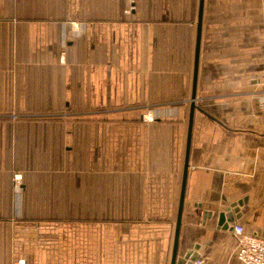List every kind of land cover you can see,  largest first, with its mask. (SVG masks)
<instances>
[{
	"label": "crops",
	"instance_id": "obj_1",
	"mask_svg": "<svg viewBox=\"0 0 264 264\" xmlns=\"http://www.w3.org/2000/svg\"><path fill=\"white\" fill-rule=\"evenodd\" d=\"M198 7L0 0V264H170ZM261 93L264 0H203L180 264L264 238Z\"/></svg>",
	"mask_w": 264,
	"mask_h": 264
},
{
	"label": "water",
	"instance_id": "obj_2",
	"mask_svg": "<svg viewBox=\"0 0 264 264\" xmlns=\"http://www.w3.org/2000/svg\"><path fill=\"white\" fill-rule=\"evenodd\" d=\"M202 11H203V0H199V7H198V19H197V35H196V47H195V58H194V70H193V82H192V93H191V101H190V109H189V118H188V132H187V140H186V150H185V161H184V170H183V178H182V185L180 191V198H179V205L177 210V217L175 223V231H174V240H173V247H172V255L170 264H180L177 258V246H178V237H179V229L181 223V214H182V206H183V198H184V188H185V180L187 174V167H188V154H189V145H190V134H191V126L193 121V113L195 109V88H196V79H197V68H198V57H199V46H200V35H201V22H202ZM241 203L240 201L232 202L230 207H234ZM235 212V209L233 210ZM233 211H226L220 214V220L222 219L225 222V227L233 225L234 218H233ZM197 256H189L186 255L183 259V262H190L191 260L195 259Z\"/></svg>",
	"mask_w": 264,
	"mask_h": 264
},
{
	"label": "built area",
	"instance_id": "obj_3",
	"mask_svg": "<svg viewBox=\"0 0 264 264\" xmlns=\"http://www.w3.org/2000/svg\"><path fill=\"white\" fill-rule=\"evenodd\" d=\"M260 104L264 107V93L259 96ZM19 175H15L18 180ZM233 235L237 241V258L243 264H264V238L247 232L241 224L232 225ZM15 264H24L23 260H18ZM184 264H210L201 257H196Z\"/></svg>",
	"mask_w": 264,
	"mask_h": 264
},
{
	"label": "rangeland",
	"instance_id": "obj_4",
	"mask_svg": "<svg viewBox=\"0 0 264 264\" xmlns=\"http://www.w3.org/2000/svg\"><path fill=\"white\" fill-rule=\"evenodd\" d=\"M66 113H67V112H64V113L62 112V115H59V116H57V117L55 116V118H62L63 122H64V121H68V123L71 122V121H74V120H76V119H78V118H79V119L83 118V117H73V118L71 117V118H70V116H69V115H66ZM14 118H15V120H16V115H15ZM15 183L18 185V183H19V179H18V180H15Z\"/></svg>",
	"mask_w": 264,
	"mask_h": 264
}]
</instances>
